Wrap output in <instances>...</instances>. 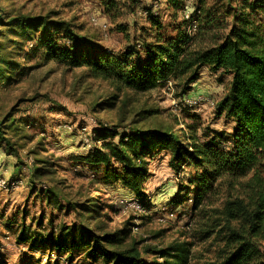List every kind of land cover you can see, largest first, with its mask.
Wrapping results in <instances>:
<instances>
[{
    "label": "rangeland",
    "instance_id": "obj_1",
    "mask_svg": "<svg viewBox=\"0 0 264 264\" xmlns=\"http://www.w3.org/2000/svg\"><path fill=\"white\" fill-rule=\"evenodd\" d=\"M117 1L107 15L97 0H0V129L15 151L9 154L0 142V264H103L70 250L69 238H61L63 250L55 247L60 228L74 226L97 235L123 231L121 241L109 247L135 245L143 264H161L158 251L180 242L190 245L187 264L215 262L224 248L213 225L224 191L194 210L190 181L197 171L188 164L172 171L168 154L153 152L144 159L147 177L143 196L137 197L121 183L105 180L101 165L81 161L136 130L171 127L187 135L191 127L205 141L227 137L234 127L216 111L230 84L222 72L203 68L183 92L167 80L144 93L124 90L112 101L108 83L88 78L83 68L65 69L39 46L42 37L58 49L78 43L135 67L145 61V48L157 35L173 37L178 28L186 33L183 12L194 8V0L178 8L165 0ZM153 2L159 5L160 30L140 15ZM207 2L220 15L229 11L231 26L234 12L254 0ZM245 13L264 20V8ZM92 17L100 24L93 26ZM99 127L116 136L97 139L91 131ZM168 213L173 218L167 219Z\"/></svg>",
    "mask_w": 264,
    "mask_h": 264
},
{
    "label": "trees",
    "instance_id": "obj_2",
    "mask_svg": "<svg viewBox=\"0 0 264 264\" xmlns=\"http://www.w3.org/2000/svg\"><path fill=\"white\" fill-rule=\"evenodd\" d=\"M97 1L107 15L118 6L117 0ZM165 1L178 8L185 0ZM207 1L194 0L192 18L196 28L192 34L178 28L173 37L157 35L155 43L145 48V61L135 67H129L122 59L90 51L82 44L71 45L70 41L71 47L58 49L52 39L42 37L39 46L65 69L83 68L88 78L108 83L114 93L112 101L124 90L144 93L167 80L183 92L199 79L203 68L229 76L228 91L216 106L218 115L234 123L229 136L212 135L202 141L191 127H187V135L182 131L176 134L171 127L136 130L119 136L116 144L104 145L103 150L81 161L101 165L105 180L119 182L142 197L147 177L144 159L153 152L165 151L172 171L178 172L183 164L197 171L190 181L194 187V210L207 203L212 194L224 191V201L221 209L214 211L213 224L219 228L217 233L224 248L215 262L207 264H264V20L255 21L245 13L263 9L264 2L254 0L241 12L236 10L229 26V11L220 15ZM188 2L192 1L185 3ZM146 19L152 27L161 29L159 19ZM91 135L97 139L116 136L103 127L93 129ZM0 142L6 152L15 153L1 129ZM59 234L57 242H53L58 249H64V237L70 239V250L84 251L86 257L99 259L103 264H143L135 245L124 249L109 247L121 241L123 231L97 235L74 226L60 228ZM23 236L24 232H20L19 241ZM189 246L180 242L158 251L157 255L164 259L161 264H187Z\"/></svg>",
    "mask_w": 264,
    "mask_h": 264
},
{
    "label": "built area",
    "instance_id": "obj_3",
    "mask_svg": "<svg viewBox=\"0 0 264 264\" xmlns=\"http://www.w3.org/2000/svg\"><path fill=\"white\" fill-rule=\"evenodd\" d=\"M188 11H184L183 12V16H184V21L187 22V29H186V32H187V35H190L192 34L194 31H195V28H196V22L195 20L192 18V13H193V9L192 10H189L188 8H186ZM141 16H143L144 18H148V17H154V18H157V19H160V14H159V5L157 3H152L148 9L144 10L143 12L140 13ZM90 23L93 25V26H97V24H100L98 19L96 18H91L90 19ZM103 28H105V25H102ZM189 106H191L193 104V102H189L188 103ZM3 188V183L0 184V188ZM135 210L140 212V213H145V209L140 206V205H135ZM173 214L172 213H168L166 214V218L167 219H170V218H173Z\"/></svg>",
    "mask_w": 264,
    "mask_h": 264
}]
</instances>
